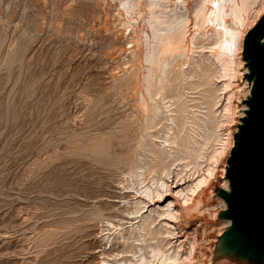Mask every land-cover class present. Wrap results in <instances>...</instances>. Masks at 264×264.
<instances>
[{"label": "rangeland", "instance_id": "rangeland-1", "mask_svg": "<svg viewBox=\"0 0 264 264\" xmlns=\"http://www.w3.org/2000/svg\"><path fill=\"white\" fill-rule=\"evenodd\" d=\"M146 1L128 17L120 0H0V264H149L153 248L179 254L168 264H264L261 239L253 258L231 254L242 243L226 212L231 143L249 112L248 36L264 13L239 51L228 144L184 201L223 136L220 79L210 39H190L188 21L183 53L146 86ZM155 179L165 185L152 197Z\"/></svg>", "mask_w": 264, "mask_h": 264}, {"label": "bare ground", "instance_id": "bare-ground-1", "mask_svg": "<svg viewBox=\"0 0 264 264\" xmlns=\"http://www.w3.org/2000/svg\"><path fill=\"white\" fill-rule=\"evenodd\" d=\"M177 2L179 5H184V8H176L175 4L174 8L166 9L165 4L161 0H148L145 2L148 18H144V21H146V24L148 25L149 33L146 34V32H142V35H144V44H142V48L144 47L142 61L147 63L148 66V68L144 66V69H146V72H144V75H146L144 77L146 86L152 70L160 71L164 66L163 64L165 63L166 65L167 60L166 62H164V60L168 56L171 57L170 55H178V53L180 55V53H183V35L186 32L188 21H190L197 30L196 34L190 36V39L193 40L198 33L202 34L205 39H210L208 44L203 47L208 49V53L213 62L214 69L211 74L220 79L219 89L221 90L220 96L222 98V112L220 113V116L222 117L224 131L223 136L216 137L215 140L217 141V146L213 147L210 151L208 155L209 162L203 169L202 173L185 187L186 192L184 191L185 195L183 200L187 201L190 200L194 192L201 185L205 184L213 175L216 163L228 144L229 126H224V123H230L233 119V82L237 76L238 65L240 63L239 51L244 45H246L245 42H247L246 38L248 34L245 30L259 12L264 13V0H194L190 7H187L183 0H177ZM136 5V2H133V0H120V6L128 17H132L134 12H136V15L140 13V10H137ZM225 16H228L229 19L226 20ZM255 40L258 43L262 42L264 40V31L257 35ZM173 61H175V59H173ZM250 70L251 66L248 67L247 72L249 73ZM257 77V73L251 76L247 99L252 94V86L257 80ZM140 97H142V95H140ZM247 108L249 110L250 106L247 105ZM144 109L146 110L145 104ZM248 116L249 115L246 114V117ZM218 123L219 122L216 121V125ZM231 144L234 143L232 142ZM185 150L186 155L182 157L185 159L183 164L184 167L188 165V158L191 153L189 148H186ZM227 183L228 190L231 193L232 187L229 179H227ZM153 184L154 187L152 189L150 188L149 190L148 188V191L151 192V196H161L165 184L160 179H155ZM182 190L183 189H178V192L182 193ZM142 195L144 196L143 193ZM236 207V203L226 204V212L230 214L227 221L229 224H234V227L229 232V236L232 238L233 243L236 241L242 243L236 250L232 249L231 254L239 256L244 260L251 259L254 257L253 246L258 239H261L260 257L264 260V230L239 219L236 216ZM166 213L171 215L169 211ZM187 244L188 246L184 256L185 259L189 258L191 249L194 246L193 231L190 232ZM228 246L231 245L222 242L221 250ZM178 258L179 254L177 252H169L159 248H153L151 249L150 256L145 259V262L149 264H168L177 261Z\"/></svg>", "mask_w": 264, "mask_h": 264}, {"label": "water", "instance_id": "water-1", "mask_svg": "<svg viewBox=\"0 0 264 264\" xmlns=\"http://www.w3.org/2000/svg\"><path fill=\"white\" fill-rule=\"evenodd\" d=\"M263 31L264 15L248 36L249 74L251 77L257 73L258 77L247 99L249 116L236 134L228 167L236 216L261 230H264V40L258 43L255 37Z\"/></svg>", "mask_w": 264, "mask_h": 264}]
</instances>
